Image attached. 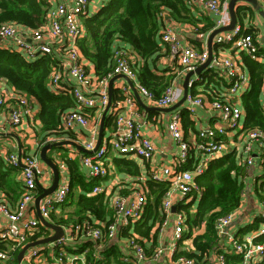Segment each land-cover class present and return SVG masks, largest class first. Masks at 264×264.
I'll return each instance as SVG.
<instances>
[{
	"label": "built area",
	"instance_id": "built-area-1",
	"mask_svg": "<svg viewBox=\"0 0 264 264\" xmlns=\"http://www.w3.org/2000/svg\"><path fill=\"white\" fill-rule=\"evenodd\" d=\"M90 0H70L68 2H57L55 5L49 3L45 19L42 25L37 28L19 27L14 23H3L0 25V44L7 46L11 41L12 47L18 49L24 57L34 59L40 55H49L54 61L52 71L49 75L48 86L56 92L69 88L70 95L77 103V108L66 111L62 114V129H71L76 125L88 126V117L82 111L83 108L98 106L102 110L109 102L108 81L115 75H124L132 81H137V71L132 67L126 52L120 47L113 48L112 70L102 78H95L93 82L81 62L82 55L78 48V40L84 36L82 18L88 8ZM200 2L211 13L216 16L213 29L228 25L230 14L228 10L229 0H187L189 5ZM211 30V31H212ZM160 41L167 47L168 56L180 65L184 72L195 70L199 65L208 59V49L198 50L190 44L181 41L173 25H166L159 31ZM214 46L209 66L227 83L226 92L216 93L208 105L214 111L216 121L214 126L201 128L196 134L195 148L197 160L192 167L177 169L186 161L189 155L188 143L184 139L181 125V116L177 111L172 114L167 130L172 139L178 144L179 154L176 167H163L160 173L153 170L151 179L169 183V188L163 197L162 210L167 215L172 208V197L177 196L185 201L193 190H197L194 181L196 175L201 174L206 162L217 156L223 155L228 146L225 137L237 130H243L241 118L244 117L241 95L249 86V76L244 73L242 63L233 58L229 51L246 53L250 59L262 61L263 54L253 39V35L244 31L240 24H235L231 30L218 32L213 37ZM9 46V45H8ZM6 48V47H5ZM62 67L60 69L59 67ZM69 77V86L63 87V74ZM192 85L190 78L188 86ZM137 92L151 100L158 107H168L176 102L182 95L181 87L170 84L159 97L149 92L145 87L136 84ZM58 93V92H57ZM132 93V92H131ZM124 88L123 98L108 109L114 113L115 127L113 136L108 139V145H101L95 149L97 135L92 134L85 141L84 147L92 150L90 154H83L82 165L87 169L89 178H101L107 173V152L111 149L124 155L136 156L150 159L155 151L152 141L143 136L136 123L138 114L134 97ZM185 108L188 113H195L198 106L206 102L204 97L188 93L185 98ZM262 113L264 115V90L260 100ZM0 107L7 113V122L21 130L24 123L32 120L33 103L32 97L16 90L14 87H0ZM242 153L245 155L242 163L246 166L251 164L250 156L253 147H260L264 154V129L255 127L243 132ZM95 149V150H94ZM6 162L12 167H22V192L20 198L12 209L8 201L0 196V215L6 220V224L0 229V240L10 241V249L15 250L25 244L28 237L34 235L41 225L36 217L26 214L29 206L36 197L37 179L41 175L39 159L35 155L21 153V151L9 153ZM102 185H96L92 189L93 194L103 192ZM69 192L68 183H63L53 193L42 197L39 201V211L45 220L50 219L51 211L58 204L64 202ZM147 198L142 187L136 188L130 194L115 195L112 208L113 219L109 223L97 225L87 219L80 223L72 224L70 237H60L53 241L57 247V253L51 264H64L65 244L73 238H84L92 241H100L115 237L118 230L130 223L138 221L143 212ZM235 211L230 212L217 219L215 228L218 235L224 234L225 228L231 223ZM167 218H163L161 224H166ZM185 232L184 218L178 214L173 228L171 251L175 248L176 242L180 240ZM264 234V224L252 235H247L242 240H237L232 235L227 236L230 248L234 254L239 256L238 264H260L264 256V243H254V238ZM126 246L133 255L125 254L121 257L124 262L142 261L152 259L151 264H159L158 257L164 252L158 247L149 255L133 236L128 238ZM0 249V261H5L11 256V251ZM39 256V249L32 248L23 254L22 259L31 262ZM134 257V258H133ZM70 263L78 259L77 254H69ZM224 256L220 255L221 264L224 263ZM174 264H196L193 258L180 255Z\"/></svg>",
	"mask_w": 264,
	"mask_h": 264
},
{
	"label": "crops",
	"instance_id": "crops-1",
	"mask_svg": "<svg viewBox=\"0 0 264 264\" xmlns=\"http://www.w3.org/2000/svg\"><path fill=\"white\" fill-rule=\"evenodd\" d=\"M64 1L68 2L70 0H47V2L48 3L51 2L52 5H55V3L57 2H64ZM107 2L108 0H90L86 13H84L83 17L81 18L83 19L86 16L92 15L102 5L106 4ZM184 2L191 9L190 12L192 13L191 14L192 18L197 20L195 21V24H192L190 22L172 20L167 15V12L164 11L163 12V15L165 16L164 26L173 25L183 43L190 44L198 50L204 49L205 47L207 48V38L212 28L214 27L216 16L213 13H211L207 8H205V6L200 2H194L191 5L187 3V0H184ZM257 3L259 5V9L264 12V0H257ZM234 12L237 20L236 23L242 25L245 32L247 28H252V30H254L253 39L256 42V44H258L261 54H263L262 61H256V62L264 64V17L260 14L259 10H257L251 3L243 0L237 1L234 4ZM208 21L212 22L213 25L212 28H210L206 33L205 32L200 33L196 31L197 28L199 29L202 26L206 25ZM21 26L24 27V25H20L19 27ZM82 26H83V22H82ZM159 42H161L160 39ZM7 44L9 46L0 44V48L9 51H16L21 55H23L20 51H18V49L12 47V43L10 40L7 41ZM119 46L126 52L132 67L135 68L137 71L139 66H141V64L143 63V59L131 48V46L128 43H124L120 41ZM160 46H161V51L159 57L154 61L148 59L147 64H149L150 69L155 73H162V70L166 68L168 69L166 73L169 72L176 73V76L174 77V79L171 81L170 84H174L175 86L181 87V91H183V81L187 72H184L182 67L178 65L176 61H174L168 56V52L164 44ZM213 46H214V41L212 43V47ZM229 54H231L233 58L238 59L242 63L244 73L247 76H249L242 59V56L247 54L244 52L238 53L236 51L235 52L229 51ZM81 62L84 65L87 73L89 74L93 82H96L95 78L98 77L97 75H95L93 65L83 56ZM179 66L180 68H178ZM59 68L62 69L61 66ZM213 72L214 71H212L210 67H207L199 75L197 74L192 75L191 76L192 84L194 83V81H196L197 83L193 87L192 85L188 86V91L190 93H194L193 95L195 96L196 95L202 96L206 101L203 106H198L196 108L195 113H188L189 118L193 122V127L195 130L193 131L189 129L185 131L182 127L184 139L188 143V148H189L188 157L189 159H191L190 162H188V164L190 165L189 168L192 167V164H194V162L197 160L196 157L197 154L195 148L196 134L201 128L214 126L216 124L215 113L213 110H211V108L208 105V101H210V99L213 97V95L211 96L210 93L215 91L216 93L219 92L222 94L224 91L226 92L228 87L227 83H225L222 77L216 74V72L215 73ZM111 78L112 77H110L109 80ZM68 80H70L69 77L67 76L66 73H64L63 84H62L63 87L69 86V84L67 83ZM132 83L134 88L136 89L137 88L136 84L139 83L138 79L137 81H132ZM108 85H109V81H108ZM0 87H13V86H11L5 79H0ZM124 88H126L128 93L132 92L131 95L135 99L136 108L138 112L136 116V123L139 125L141 134L152 141L155 147V151L150 159H144L136 156L120 154L111 149H108L107 162L105 163L107 167L106 175L101 178H89L87 174L88 172L87 169L81 163V158L83 154H88V153L80 151L76 146L70 143H62L61 145L53 146L50 149H48L46 155L56 164L59 173V179L55 190L66 182L68 183L69 186V192L64 202L54 207V209L51 211L50 219L47 220L51 223L61 226L63 231L62 236L64 237H68V238L70 237L71 235L70 227L73 223L81 222V221L77 222L78 220L74 221L75 219L78 218L76 215V211H77V199L80 194H85L88 197L99 195V194H93L92 189L96 185H102L104 187V190L100 194L104 196L103 202L105 204L106 219L107 218L113 219L114 211L112 208V202H113V197L115 195L126 196L130 194L132 191H135L136 188L142 187L148 202L150 196L148 181L152 180L154 182H159L150 178L153 173V170L160 173L163 167L169 166L175 168L177 166L176 161L180 150L178 144L169 135L167 130V125L173 113L177 111L179 112L180 109L185 108L186 105L185 101L183 102L182 105L178 106L176 109L172 111H161V110L150 109L149 107H158V106H156L151 100L147 99L146 97L138 93L142 101V104H140L136 100L131 87L122 77H120L115 79L111 86V101H110L111 107H113L117 101L121 100L123 96H125ZM68 89L69 88L61 89L56 91L55 93L65 92L70 94ZM112 89H115L116 91L115 96L118 97L114 100V102H112ZM191 89L194 92L193 91L191 92L190 91ZM263 90H264V85L262 91ZM181 97L176 102H178L181 99ZM176 102H174L173 104H175ZM32 103H33V115L31 117L32 120H29L26 123H24L21 130L16 129L15 126L7 122L6 110L3 107H0V160L2 161V165L5 169H9L10 171L11 169L14 168L19 169L17 170V175H16V179L18 181L17 190L9 192L8 194H5L2 190H0V196L2 195L8 201V204L12 209L15 208L20 198V194H21L20 191L22 192V185H23L22 176H21L22 167L10 166L6 162L7 155L12 152L21 151V153L35 155L39 159V167L41 169V175L37 179L38 184L36 189V196H38L42 192L43 188H48L52 185L54 178L53 171L40 157L41 148L48 143H57L63 141H73L76 144L83 146L85 141L88 140L92 134L97 135L98 138V132H99L101 117L103 113V110L98 106L91 108H83L82 111L88 117V121H89L87 127H81L80 125H76L68 130L62 129L60 134L48 136L46 143L40 146L36 136L37 131L41 126V123L37 118V114L39 111V104L36 101V99L33 97H32ZM74 108H77L76 102ZM161 108H167V107H161ZM107 116H110L112 118L113 127L105 128L104 123ZM242 118L244 119V117ZM114 127H115L114 113H112L109 110V113H106V116L104 118L102 139L99 146L108 145V139L113 136ZM242 134H243L242 130H237L234 132H230L225 137L228 149L224 154L234 151L237 162L243 166L242 161L244 160L245 155L242 153V145L244 142L242 138ZM221 156H217L212 159H209L206 162V167L211 160ZM250 156L252 157L251 164L249 165L247 164L246 166L244 165L245 174L243 177L241 176L244 186L241 193V201L239 207L234 210L235 216L231 221V223L225 228L223 235L219 236L215 228L217 233L216 243L213 245V247H211L208 253L204 254L202 260L196 262V264H221V261L219 260L220 255L228 256L227 261L224 258L225 261L222 264H238L237 262L238 258L237 260L234 261L231 259V257L233 255L235 256L236 254H234L233 251L231 250L230 243L227 240V236L232 235L234 238L240 241L247 235H252V233L257 231L264 224V221H259L260 218H258L259 216H264V203L259 200L256 193V189L259 187L260 183L264 182V154L262 149L255 145L250 153ZM122 157L132 160L136 164L138 174L127 173L126 168H124V166L121 163ZM66 158L69 159L71 162L67 164L65 162ZM177 169H182V168L181 166H178ZM78 179H81V181H78ZM199 200H200L199 190L191 192L185 201H181L180 199L177 198L176 195H174L172 197L173 203L170 213L165 215V213L162 210V204H163V198H162L161 201L162 204L160 205V210L163 215V218H167V223L161 224V222L160 223L157 222L151 230L152 233H150L148 237H143L134 231V225L141 219L140 218L138 221L130 223L126 227L119 229L117 235L111 239L92 241L84 238H78V239L73 238L69 240L68 243L65 244L66 245L65 253L67 258H65L64 264L70 263V258H68L69 254L78 255V259H76L73 264H87V260H86L87 254H92L94 258L97 257L102 258L103 257L102 252L106 250L111 251L112 249L114 250L115 253L120 254L118 255L120 263L151 264L153 261L150 258H147L146 260H142V261H132V262L122 261L121 257L123 255L125 254L133 255L132 252L126 246L127 239L132 236L141 245H143L144 249H146V252L149 255L153 252V250H155L158 247H162L164 249L163 250L164 252L157 259V262L159 264H174L173 261L176 260L178 256H180L178 255L177 257H173L174 253L177 251L193 252L195 248L193 246L192 237L195 234L203 233L205 230V223H201L199 227L191 228V232H192L191 237L188 236L185 237V232H184L182 238L176 242L175 248L171 251L170 245L172 244V240H173L172 237H173L174 223L176 222L179 213L182 214L184 218V226L186 223L185 222L186 213L183 209H180L178 207L181 204H189L190 206L189 211L190 213H193L196 211V207ZM144 209L145 207L143 208V212ZM26 214L27 217L31 216L39 219L37 208L35 206V200L29 206L28 210L26 211ZM59 219L67 220L68 223H62V224L56 223L55 221ZM85 219L92 221L97 225L105 223V221L100 220L91 214H88V216L83 218V220ZM6 222L7 220L2 215H0V229L4 227ZM42 227L45 230L43 229L44 232L36 240L51 236L55 233L53 229L44 226L43 223L41 222V225L34 234L35 235L39 234ZM36 240H30L29 237L26 243L33 242ZM85 243L88 244L84 245ZM25 244H23L22 246H20L19 248L13 251L12 249H10L11 245L8 244L7 250L10 249L11 256L5 261H0V264H51L58 250L56 245L52 242L38 244L36 246L28 248L25 251L27 252L32 248L39 249L38 257L34 258V260H32L31 262H27L23 259L19 261L18 253ZM183 256L193 259L195 258L187 255H183ZM106 261H108V264L117 263L116 261H114L113 255L107 256Z\"/></svg>",
	"mask_w": 264,
	"mask_h": 264
},
{
	"label": "trees",
	"instance_id": "trees-1",
	"mask_svg": "<svg viewBox=\"0 0 264 264\" xmlns=\"http://www.w3.org/2000/svg\"><path fill=\"white\" fill-rule=\"evenodd\" d=\"M48 6L47 0H0V25L9 22L29 28H37L43 24ZM164 11L167 12L170 19L175 21L192 24L197 21L192 18L191 9L184 0H108L95 13L84 17L82 19L84 36L78 40V48L82 56L93 65L95 75L98 78L105 77L112 70L113 48L119 46L120 41L128 43L143 59V63L137 70L139 84L151 92L154 97H159L176 76V73H166L167 68L163 69L162 73H155L147 64L148 59L154 61L160 55V45L163 43L159 42V31L164 27ZM212 25L213 23L208 21L206 25L197 28L196 31L206 33L212 28ZM246 32L254 36L252 28H247ZM242 59L249 74V86L241 95L244 112L242 131L255 127L264 129V115L260 107L264 85V64L250 59L247 55H243ZM53 62L49 55H40L29 60L16 51L0 48V79H5L14 88L35 98L39 104L37 118L41 126L36 136L40 146L46 143L48 136L61 133L62 114L75 107V100L70 94L55 93L48 86ZM196 83L194 81L192 87ZM115 94V89H112V102L118 98ZM210 94L215 96L216 92L213 91ZM179 113L183 129L194 131L193 122L189 118L186 108L180 109ZM112 121V118L107 116L104 123L105 128L113 127ZM190 160L188 157L181 168H189L188 162ZM65 162L68 164L71 161L66 158ZM121 163L126 168L127 173L138 174L137 166L132 160L122 157ZM244 169V164L243 166L239 164L234 151H231L211 160L204 171L194 177L198 189L192 192L198 190L200 192L196 211L190 213L189 204H181L178 208L183 209L186 213L185 237H191V228L199 227L201 223H205V230L203 233L195 234L192 237L195 248L193 252L177 251L173 257L187 255L195 257V261L199 262L204 254L213 247L217 241L215 230L217 219L239 207L244 186L241 179V176L243 177L245 174ZM17 170L19 169L14 168L11 171L5 169L0 160V190L5 194L17 190ZM168 187L169 184L166 181H148L150 196L145 204L141 219L134 225V231L137 234L148 237L155 224L162 221L163 215L160 205ZM263 187L264 182L260 183L256 193L259 200L264 203ZM97 194L99 195L91 197L85 194L78 196L76 211L78 218L74 221L80 222L88 214L105 221L106 224L112 220L106 219L104 196L100 193ZM258 218H260L259 221H264V216ZM55 222L58 224L68 223L67 220L63 219ZM43 229L42 227L39 234L29 236L30 240H36L41 236L44 232ZM253 240L254 243H264V234L255 237ZM8 244L11 245V242L0 240V249L7 250ZM86 244L88 243L84 245ZM144 250L146 252V249ZM109 255H113L116 264H129L120 263L118 258L120 254L115 253L113 249L102 252V258H94L92 254H87V264H108L106 260ZM226 256L224 257L227 261L228 256ZM237 258L239 260L237 255L231 257L233 261ZM260 264H264V256L260 260Z\"/></svg>",
	"mask_w": 264,
	"mask_h": 264
},
{
	"label": "water",
	"instance_id": "water-1",
	"mask_svg": "<svg viewBox=\"0 0 264 264\" xmlns=\"http://www.w3.org/2000/svg\"><path fill=\"white\" fill-rule=\"evenodd\" d=\"M240 0H229L228 2V10H229V14H230V22L228 25L225 26H221L219 28L213 29L207 38V49H208V59L202 63L201 65H199L195 70L193 71H189L186 73L185 77H184V81H183V95L181 97V99L176 102L175 104L171 105L170 107L167 108H161V107H149L150 109H155V110H161V111H172L174 109H176L178 106L182 105L186 95L189 93L188 91V82L191 78L192 75L197 74L199 75L205 68H207L209 66V63L211 61V56H212V43H213V37L215 36V34H217L218 32L224 31V30H231L234 25L236 24L237 20H236V16H235V12H234V4ZM243 1H247L249 3H251L257 10H259L260 14L264 17V12L262 10L259 9V5L257 3V0H243ZM122 77L127 83L128 85L131 87L133 94L136 98V100L142 104L141 98L137 92V90L134 88L132 81L124 76V75H115L113 76L110 80H109V85H108V94H109V102L107 104V106L104 108L103 113H102V117H101V122H100V128H99V132H98V138H97V142H96V146L95 149H97V147H99L101 139H102V133H103V122H104V118L106 116V113L108 112V109L110 107V101H111V86L112 83L115 79ZM62 143H70L74 146H76L80 151L85 152V153H92V150H87L86 148H84L82 145H78L73 141H63V142H57V143H48L46 145H44L41 148L40 151V157L41 159L51 168V170L53 171V183L50 187L48 188H43L42 192L36 196L35 198V206L37 208V213H38V217L40 219V221L43 223L44 226L51 228L55 231V233L51 236L33 241V242H28L26 243L22 249L19 251L18 253V260L21 261L24 252L33 246H36L38 244H43V243H48V242H53L55 240H58L60 237H62L63 235V231H62V227L59 225H56L54 223H51L47 220H45L39 211V201L42 197L52 193L55 188L57 187V183H58V179H59V173H58V169L56 164L47 157L46 153L48 151V149H50L53 146H57V145H61ZM94 149V150H95ZM38 184V183H37Z\"/></svg>",
	"mask_w": 264,
	"mask_h": 264
},
{
	"label": "rangeland",
	"instance_id": "rangeland-1",
	"mask_svg": "<svg viewBox=\"0 0 264 264\" xmlns=\"http://www.w3.org/2000/svg\"><path fill=\"white\" fill-rule=\"evenodd\" d=\"M242 120H243V118H241V123H242Z\"/></svg>",
	"mask_w": 264,
	"mask_h": 264
}]
</instances>
